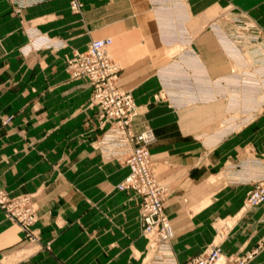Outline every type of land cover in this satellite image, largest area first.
I'll return each instance as SVG.
<instances>
[{
	"label": "crops",
	"instance_id": "0c3cea01",
	"mask_svg": "<svg viewBox=\"0 0 264 264\" xmlns=\"http://www.w3.org/2000/svg\"><path fill=\"white\" fill-rule=\"evenodd\" d=\"M83 1L75 14L70 0H0V189L30 194L38 215L31 242L0 208V264H180L218 238L227 258L257 247L264 203L242 206L264 174V108L228 133L218 125L231 87L156 101L167 57L150 0ZM105 37L133 95V130L154 134L150 164L173 231L165 260L145 258L140 197L116 188L129 167L97 149L105 127L93 87L68 71L74 51ZM248 264H264V246Z\"/></svg>",
	"mask_w": 264,
	"mask_h": 264
},
{
	"label": "rangeland",
	"instance_id": "374dc122",
	"mask_svg": "<svg viewBox=\"0 0 264 264\" xmlns=\"http://www.w3.org/2000/svg\"><path fill=\"white\" fill-rule=\"evenodd\" d=\"M10 1L13 4L17 3V0ZM80 2L82 9L74 12L71 8L73 13L83 12L84 1L80 0ZM149 3V10L158 24L157 35L160 34L161 45L167 57V61L154 71L160 87L154 99L164 101L173 107L185 96L186 99L192 100L197 93L194 92L195 89L231 87L232 95L227 96L229 109L226 107L223 109L222 123L218 126L232 133L254 121L264 108V0H150ZM15 10L18 12V6ZM109 54L113 59L110 51ZM113 61L116 63L114 59ZM117 67L119 70L118 65ZM118 70L116 86L121 87L118 84ZM126 91L131 93L130 90ZM262 113L264 114V111ZM147 128L150 129L144 127L140 131ZM98 140L97 149H99ZM101 154L103 155L102 152ZM256 181L257 178L254 179L253 188L257 184ZM0 190L12 198L18 196L28 198L22 209L24 211L31 209L36 215L35 221L28 226V229H24L22 224L11 220L23 228L28 240L31 242L36 240L37 235L32 227L37 222L38 215L32 204L31 195L26 193L12 195ZM245 200L242 210L250 209L245 207ZM0 208L9 218L7 210L1 206ZM214 242L220 244L219 238ZM263 246L264 241H261L257 247L248 250L249 252L256 250L248 263ZM47 247L49 248V244ZM147 247L145 257L147 260H162L160 252L152 249L149 251V244ZM245 252L247 251L232 256ZM222 254L224 255L223 252Z\"/></svg>",
	"mask_w": 264,
	"mask_h": 264
},
{
	"label": "built area",
	"instance_id": "2783aa9c",
	"mask_svg": "<svg viewBox=\"0 0 264 264\" xmlns=\"http://www.w3.org/2000/svg\"><path fill=\"white\" fill-rule=\"evenodd\" d=\"M71 8L79 12L82 9L80 0H71ZM111 43L110 37L93 39L85 51H76L69 59L68 71L72 77H85L90 81L93 87L91 105L100 107L99 117L105 127L97 146L105 158L116 159L129 167V173L116 187L121 191L133 190L140 197L142 233L147 238L149 249L160 252V258L165 260L173 231L163 212L167 189L150 167L148 146L153 142L154 134L148 128L139 132L132 129L131 120L136 114V106L131 93L116 86L118 67L108 51ZM256 182L247 193L246 208L264 202V174ZM25 202H28L25 196L12 198L0 190V206L7 210V216L28 229L36 215L31 209H22ZM255 252L247 251L226 258L220 244L213 242L180 264H247Z\"/></svg>",
	"mask_w": 264,
	"mask_h": 264
}]
</instances>
